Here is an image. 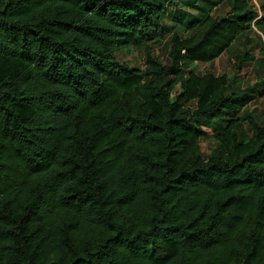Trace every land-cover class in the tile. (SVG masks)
Returning <instances> with one entry per match:
<instances>
[{
    "label": "trees",
    "instance_id": "16d2710c",
    "mask_svg": "<svg viewBox=\"0 0 264 264\" xmlns=\"http://www.w3.org/2000/svg\"><path fill=\"white\" fill-rule=\"evenodd\" d=\"M182 1L191 33L139 69L118 53L165 0H0V264H264V84L191 69L264 32V0Z\"/></svg>",
    "mask_w": 264,
    "mask_h": 264
},
{
    "label": "rangeland",
    "instance_id": "374dc122",
    "mask_svg": "<svg viewBox=\"0 0 264 264\" xmlns=\"http://www.w3.org/2000/svg\"><path fill=\"white\" fill-rule=\"evenodd\" d=\"M181 1L176 0V2L171 3L165 0L166 13L162 18L164 28L154 33L151 40L127 50H120L118 58L132 67L143 69L145 50L150 48L158 60L166 62L171 35L175 33L185 37L191 33L185 22L188 13L183 14L184 10L181 9H185L184 12H195V10L186 8L187 6L183 4L185 1ZM252 2L254 3V1ZM227 11L228 7L225 4H218L211 10V13L214 16H224ZM191 69L197 74L211 72L217 75L227 74L229 77H235L237 82L234 87L239 89H249L257 83L264 84V32L257 24L252 23L218 58L207 63H193ZM190 108L193 109L194 106L190 104ZM245 109L255 114L257 121L264 125V95L249 102ZM202 128L204 135L201 137L200 146L202 156L206 158L210 151L218 146V141L214 138L215 131L212 127L203 126ZM237 130L246 137L250 135V131L244 122Z\"/></svg>",
    "mask_w": 264,
    "mask_h": 264
},
{
    "label": "water",
    "instance_id": "95a60500",
    "mask_svg": "<svg viewBox=\"0 0 264 264\" xmlns=\"http://www.w3.org/2000/svg\"><path fill=\"white\" fill-rule=\"evenodd\" d=\"M28 264H31L30 262H28ZM49 264H56L54 261H51Z\"/></svg>",
    "mask_w": 264,
    "mask_h": 264
},
{
    "label": "built area",
    "instance_id": "2783aa9c",
    "mask_svg": "<svg viewBox=\"0 0 264 264\" xmlns=\"http://www.w3.org/2000/svg\"><path fill=\"white\" fill-rule=\"evenodd\" d=\"M253 1H254L255 5H257V2H256V0H253Z\"/></svg>",
    "mask_w": 264,
    "mask_h": 264
}]
</instances>
